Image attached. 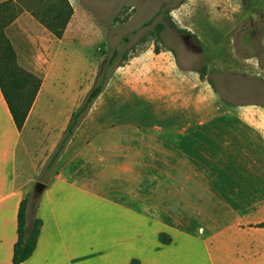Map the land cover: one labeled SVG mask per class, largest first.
<instances>
[{"label": "crops", "instance_id": "obj_1", "mask_svg": "<svg viewBox=\"0 0 264 264\" xmlns=\"http://www.w3.org/2000/svg\"><path fill=\"white\" fill-rule=\"evenodd\" d=\"M198 19L200 27L183 28L199 40L204 72L154 43L129 56L47 170L74 109L49 122L39 103L70 57L23 64L41 85L20 130L0 88V264H14L18 207L37 181L45 187L27 212L42 224L19 264H201V246L207 264H249L264 229L256 226L264 218L251 220L264 212L254 184L264 182V104L224 94L226 80L218 79L226 71L258 75L264 66L235 54L231 16ZM41 136L51 143L35 158L30 144Z\"/></svg>", "mask_w": 264, "mask_h": 264}, {"label": "rangeland", "instance_id": "obj_2", "mask_svg": "<svg viewBox=\"0 0 264 264\" xmlns=\"http://www.w3.org/2000/svg\"><path fill=\"white\" fill-rule=\"evenodd\" d=\"M215 14L233 18L235 54L247 53L264 66V0H0V71L5 72L14 62L34 69L70 57L59 69L55 91L39 103L44 119L51 122L79 107L88 89L81 96L82 91L92 87L97 72L114 50L117 55L110 72L153 43L169 47L181 65L204 72L205 54L199 40L192 29L183 27L196 29L201 20L198 17ZM63 19L66 23L60 38L43 25H56ZM222 22L225 26L229 21ZM202 29L209 28L202 25ZM253 75L226 71L218 79L224 77L226 91L218 83L219 90L230 93L237 101L255 99L264 104V70ZM43 137L31 141L35 158L51 143L49 137ZM254 184L264 193V182ZM33 191L34 185L30 188ZM253 209L251 205L250 210ZM263 218L264 212L258 217L251 214V220ZM255 237L262 244L249 248V264H264V229L257 231ZM201 252V264H207L203 246Z\"/></svg>", "mask_w": 264, "mask_h": 264}, {"label": "trees", "instance_id": "obj_3", "mask_svg": "<svg viewBox=\"0 0 264 264\" xmlns=\"http://www.w3.org/2000/svg\"><path fill=\"white\" fill-rule=\"evenodd\" d=\"M65 23L66 19H63L62 21H58V24L56 25H53L49 22H43V25L57 38H60L63 34ZM180 30L181 32H187V30L185 29ZM10 52L13 55L11 49ZM116 55L117 50H114L107 62L100 67L99 71L97 72L95 82L86 93L82 103L76 110L72 111L63 135L57 143L55 150L50 155L45 165V169H49L55 159L60 155L65 144L73 134L81 119L88 111L93 100L103 90L111 74L109 67L112 66ZM40 85L41 79L39 76L18 66L16 62H14L11 67L7 66L5 72L0 71V88L10 110L13 121L17 129L19 130L23 127V124L35 100ZM38 199L39 193L33 191L29 192L20 201L17 213V240L13 246L12 256V261L14 264H19L25 261L35 250L42 221L36 216L33 217L31 221H29L27 210L28 207H30L34 213L36 210ZM256 226L264 227V222H260ZM170 240L171 239L169 235L165 233H159L160 242L169 243ZM129 264H140V262L138 259L134 258L131 259Z\"/></svg>", "mask_w": 264, "mask_h": 264}, {"label": "water", "instance_id": "obj_4", "mask_svg": "<svg viewBox=\"0 0 264 264\" xmlns=\"http://www.w3.org/2000/svg\"><path fill=\"white\" fill-rule=\"evenodd\" d=\"M45 187V184L41 181H37L34 185V191L40 193Z\"/></svg>", "mask_w": 264, "mask_h": 264}]
</instances>
